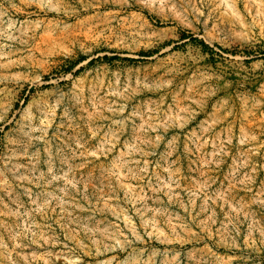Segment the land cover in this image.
Here are the masks:
<instances>
[{"label": "rangeland", "instance_id": "374dc122", "mask_svg": "<svg viewBox=\"0 0 264 264\" xmlns=\"http://www.w3.org/2000/svg\"><path fill=\"white\" fill-rule=\"evenodd\" d=\"M0 264H264V0H0Z\"/></svg>", "mask_w": 264, "mask_h": 264}, {"label": "trees", "instance_id": "16d2710c", "mask_svg": "<svg viewBox=\"0 0 264 264\" xmlns=\"http://www.w3.org/2000/svg\"><path fill=\"white\" fill-rule=\"evenodd\" d=\"M205 46H207L206 44H204Z\"/></svg>", "mask_w": 264, "mask_h": 264}]
</instances>
